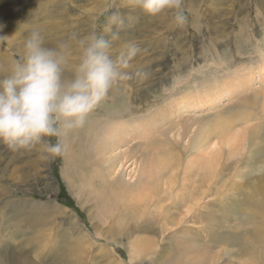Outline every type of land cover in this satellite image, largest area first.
Segmentation results:
<instances>
[{"label":"rangeland","instance_id":"374dc122","mask_svg":"<svg viewBox=\"0 0 264 264\" xmlns=\"http://www.w3.org/2000/svg\"><path fill=\"white\" fill-rule=\"evenodd\" d=\"M183 8L187 22L178 27L170 14L151 18L130 0H0V77L22 56L33 29L47 47L69 45L72 69L78 49L71 38L86 36L93 24L111 44L113 58L128 42L142 49L131 79L115 85L84 127L70 134L64 156L51 160L0 145V249L8 248L0 255L3 263L13 258V247L20 260L61 257L60 264H264V241L254 234L264 222L256 214L264 200V0H184ZM196 100L204 105L193 108ZM117 119L138 120L134 132L124 130L127 138L115 151L105 145L106 156L96 153L94 146L102 145ZM225 122L238 140L220 141L216 176L203 184L196 165L185 174L190 158L204 157L199 153L206 145L195 148L194 141L204 127L206 143L216 140L215 129ZM149 166L157 190L174 179L176 190L169 198L161 194L158 207L164 208L146 209L138 224L130 193L120 189L146 180L142 173ZM198 188L201 209L186 216L182 198ZM146 224L153 230H135ZM139 237L155 247L134 257Z\"/></svg>","mask_w":264,"mask_h":264},{"label":"clouds","instance_id":"9594fccd","mask_svg":"<svg viewBox=\"0 0 264 264\" xmlns=\"http://www.w3.org/2000/svg\"><path fill=\"white\" fill-rule=\"evenodd\" d=\"M130 5L151 18L170 14L178 27L187 22L184 0H130ZM113 21L123 24L116 16ZM95 29L93 24L86 36L71 38L78 49L74 69L67 43L50 48L40 30L27 34L22 56L0 77V145L13 153L37 152L51 160L64 156L70 134L84 127L115 85L131 79L141 47L128 42L113 58L111 44Z\"/></svg>","mask_w":264,"mask_h":264},{"label":"bare ground","instance_id":"6f19581e","mask_svg":"<svg viewBox=\"0 0 264 264\" xmlns=\"http://www.w3.org/2000/svg\"><path fill=\"white\" fill-rule=\"evenodd\" d=\"M1 47V46H0ZM1 49V48H0ZM18 52V51H17ZM6 55V54H5ZM10 55V54H9ZM4 56V55H3ZM7 56H8V54H7ZM6 57V56H5ZM5 57H1V58H5ZM8 58H10L9 56H8ZM11 61H14V58H13V60H11ZM12 64V63H11ZM9 65V64H8ZM6 66V65H5ZM10 67V66H9ZM3 69V68H2ZM8 69V68H7ZM4 70V69H3ZM7 72V71H6ZM3 74V73H2ZM205 91H208V90H206V89H204ZM203 90V91H204ZM213 91V90H212ZM211 95V94H210ZM209 95V96H210ZM215 96V95H214ZM207 100H211V99H213L212 97H207L206 98ZM205 99V100H206ZM204 100H196L195 102H192L193 103V108H197V105L196 104H200V105H204V102H203ZM206 102V101H205ZM247 113H243V115H246ZM152 117H153V115H152ZM154 118V117H153ZM139 120H141V119H139ZM152 120V119H151ZM137 121L138 120H136V121H134V119H131V121H126L125 119H117V120H115V122H113L111 125H108V128H107V130H106V133L104 134V138H103V140H101V142H103L102 143V145H103V147H102V145H101V143H97L98 145L97 146H94L95 148H94V150L96 151V153H104L105 154V156L107 155V152H105L106 150H107V148H105V145H107V144H109L111 147L109 148V150H108V153H109V151H115V149H113L115 146H116V144H118V142L119 141H123V140H126V138H127V136L126 135H123L124 134V130L125 131H133L134 130V128L136 127V125H137ZM154 121V120H153ZM248 122V121H247ZM228 123H230V122H225L224 124L222 123L221 125H218L217 127H216V129H215V131L217 132V133H219L218 134V137H216L215 139L216 140H213V141H209V143L207 144L206 143V141H207V138L208 137H206V134H207V131H208V128L207 127H204V128H202L201 129V132H200V134L196 137V139H195V141H194V147L195 148H198L199 146H200V148L201 147H203L204 145H206V147H204V148H202L201 149V151H200V153H199V155H202V160H200V161H198V162H196L195 160L198 158V156H197V158H194V159H192V158H190L189 159V164H188V166H187V168H186V170H185V174H187V173H189L188 171H190V169H191V167L190 166H195V168H196V170H198V171H202L203 172V174H205V179L204 180H202L201 182H203V184H205V183H208V179L207 178H209L210 177V181L212 180V178L214 179V177L216 176V173H217V168H218V166L220 165V156L218 155V154H220L219 152H220V150L218 149V148H220V141H225V142H227V143H229V142H232V141H235V140H238V136H236V135H234L233 137L232 136H230L229 134H230V131H231V127L229 126L230 124H228ZM132 125V126H131ZM154 125V124H153ZM113 126H115V127H117L118 128V131H119V133H117L118 134V136H117V134H113L112 133V131H113V129H112V127ZM150 126H151V124H150ZM131 128L133 129V130H131ZM134 132V131H133ZM122 134V136H120ZM106 135V136H105ZM121 139V140H120ZM244 139L245 138H243V141H244ZM251 139V138H250ZM99 140V141H100ZM111 140H113V142H111ZM255 140V139H254ZM111 144H110V143ZM208 142V141H207ZM94 145H96V144H94ZM193 147V148H194ZM193 156V155H192ZM102 159H105L104 157L102 158ZM160 161L161 160H166V163L168 164V159L167 158H161V159H159ZM170 161V160H169ZM164 162V161H163ZM119 165V164H118ZM121 167V165L119 166V168ZM117 169V168H116ZM119 170V169H118ZM204 171H206V172H204ZM212 171V173H210ZM192 172V171H191ZM115 173V172H114ZM113 173V174H114ZM211 174V175H210ZM81 175V174H80ZM110 175H112V174H110ZM142 175L143 176H145L146 177V180H143L141 183H139L137 186H132V187H129L128 189H126L125 190V188L123 187H121V189H120V191L121 192H123L122 194L124 195L125 193L124 192H129L130 193V197H131V200L133 201L131 204H130V206H132V207H134V208H136L137 209V213H135V219H136V222L138 223V224H140V220H142V218H143V214H144V212H145V210L146 209H149V208H153V209H158V210H160V209H163L164 208V206L162 207H158V205H159V203H160V198H162V197H160V196H162L161 194H164V195H166L167 196V198H169V196L168 195H170V194H172V193H174V191L176 190V189H174V187H175V182H174V180L173 181H168V180H166L165 182H163V184H159V185H161V187L159 186V188L160 189H158L157 190V188H158V186H157V183H156V185H155V178H153V172H152V169H151V167L149 166V168H147V171L145 172V173H142ZM199 175V174H198ZM197 175V176H198ZM193 176V175H192ZM189 177H190V175H189ZM188 177V178H189ZM219 177V176H218ZM187 178V179H188ZM177 179V178H176ZM206 179H207V181H206ZM217 179V178H216ZM200 182V181H199ZM196 183V182H195ZM183 184H184V182H183ZM183 184H180L179 183V185H183ZM186 184V183H185ZM208 184H210V182L208 183ZM128 186V185H127ZM187 188H188V186H186ZM194 187H196V185L194 184ZM209 187V186H208ZM183 188H184V185H183ZM193 188V187H192ZM189 189V188H188ZM195 188H193V190H194ZM200 189H202V187H200ZM200 189L198 188L197 189V191H192L191 193H192V196H191V194L190 193H188L187 195L186 194H184L185 196H187V197H189V194H190V196L191 197H189L188 199L185 197V200L182 198V200H183V202H186L187 201V205H188V207H187V211L185 212L186 214V216L190 213V212H192L193 210V215H191V216H195V215H197L198 213H199V209H201V204H200V202H201V200L204 198V195L202 196V192H200ZM183 190H186V189H183ZM258 190V189H257ZM114 191H116V190H114ZM190 191V190H189ZM196 194H195V193ZM205 192V191H204ZM9 193V192H8ZM116 194V193H115ZM121 194V193H120ZM121 194V195H122ZM127 195H129V194H127ZM195 195H197V196H195ZM125 196V195H124ZM194 196V197H193ZM116 197V196H115ZM124 198V197H123ZM167 198H163V199H161V203H163L164 202V199H167ZM130 201H129V199H128V203H129ZM198 209V211H196ZM259 209V210H258ZM257 211H259L258 213H256V214H258V215H263L264 216V200L262 201V203H260V205H259V207L257 206ZM195 212H197V213H195ZM195 214V215H194ZM209 218V217H208ZM211 220V219H210ZM262 220H263V217H262ZM163 221V220H162ZM161 221V222H162ZM200 224H202L203 222H204V217H201L200 216V218L197 220ZM212 221V220H211ZM163 223V222H162ZM263 225H262V227H261V231H259V233H260V235L258 234V233H254L255 235H257V236H255V239H258V240H260V241H264V222L262 223ZM165 225H166V223H165ZM259 225V224H258ZM161 226H163V224L161 225ZM246 227V226H245ZM163 228V227H162ZM135 230L136 231H144V232H148V231H151V230H153V228L150 226V225H148V224H146V225H138V226H136L135 225ZM199 230H201V232H200V236L202 237L203 235H204V233L206 232V229L204 228V227H202V228H200ZM140 238V237H139ZM206 238H207V234H205L204 235V239L206 240ZM149 239V238H148ZM203 239V240H204ZM213 241H211L212 243H217L218 244V241L217 240H215V239H212ZM151 241V240H150ZM148 241L147 239H146V237L145 238H140V240L138 239L137 241H135V246H134V250H135V252H133V250H132V252L133 253H131V254H133L134 255V253H136V254H139L140 253V251L143 249V248H147V249H150V248H152V246H154V243L151 241ZM209 241V240H208ZM215 241V242H214ZM155 242V241H154ZM215 243V246H217V244ZM220 245V243L218 244V246ZM214 246V247H215ZM8 247V246H7ZM6 247V248H7ZM141 247V248H140ZM155 247V246H154ZM3 248V247H2ZM5 248V249H6ZM13 248V247H12ZM12 248H9L10 249V256H13V258H9V263L8 264H60V261H62V258L61 257H52V261L51 260H49V258L47 259V256H38V258H40V260L39 261H35V260H33V259H31L30 257H32V255H27L26 253V255L29 257V258H24V259H22V260H20L19 258H16V257H20V256H15V249L13 250ZM132 248H133V246H132ZM8 249V248H7ZM7 249L5 250V252L7 251ZM19 249H21L22 250V247L20 248L19 247ZM24 250H25V248H23ZM146 249V250H147ZM3 251H4V248L2 249ZM17 252H18V250H16ZM26 251H27V249H26ZM131 251V250H130ZM5 252H1V249H0V255L2 254H6ZM19 253V252H18ZM17 253V254H18ZM30 253V252H29ZM40 254V253H39ZM135 254V255H136ZM7 255V254H6ZM22 255V254H21ZM135 255H134V257H135ZM37 256V255H36ZM221 257H224L223 256V254H222V256ZM250 257H251V255H250ZM252 259L251 260H253L254 258H255V254H253V256L251 257ZM2 259V258H1ZM37 260V259H36ZM67 261V260H66ZM254 261V260H253ZM256 261V260H255ZM69 262V261H68ZM225 263V262H224ZM0 264H7V263H3L1 260H0ZM74 264V263H73Z\"/></svg>","mask_w":264,"mask_h":264}]
</instances>
